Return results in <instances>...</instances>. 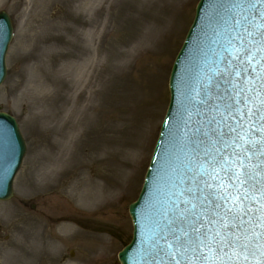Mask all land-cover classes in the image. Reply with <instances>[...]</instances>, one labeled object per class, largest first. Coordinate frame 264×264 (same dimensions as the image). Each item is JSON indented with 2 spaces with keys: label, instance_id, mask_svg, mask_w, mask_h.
<instances>
[{
  "label": "rangeland",
  "instance_id": "1",
  "mask_svg": "<svg viewBox=\"0 0 264 264\" xmlns=\"http://www.w3.org/2000/svg\"><path fill=\"white\" fill-rule=\"evenodd\" d=\"M199 1L174 0L165 7L158 0L148 5L150 13L138 14L134 0H91L88 9V0H0V12L14 26L0 111L17 120L27 148L14 196L0 202V264L14 257L12 264H120L118 255L133 232L129 206L142 189L170 102L172 66ZM156 27L164 28L158 44L124 67L132 46ZM86 80L91 99L84 102L86 95L78 93ZM95 90L102 91L101 99L92 96ZM84 105L100 109L87 113L89 129L74 151L81 164L54 189L25 193L27 185L38 184L42 159L57 151L68 114ZM102 136L114 154L91 162L89 153L99 156ZM112 160L118 165L111 166ZM80 169L103 177L114 191L113 204L90 213L67 197L63 190ZM65 224L76 234L62 230Z\"/></svg>",
  "mask_w": 264,
  "mask_h": 264
},
{
  "label": "snow or ice",
  "instance_id": "2",
  "mask_svg": "<svg viewBox=\"0 0 264 264\" xmlns=\"http://www.w3.org/2000/svg\"><path fill=\"white\" fill-rule=\"evenodd\" d=\"M257 5L264 0H231L230 11L261 22L244 27L221 57L215 87L223 103L214 127L194 142L198 163L180 192L184 207L160 236L170 264H264V8Z\"/></svg>",
  "mask_w": 264,
  "mask_h": 264
},
{
  "label": "water",
  "instance_id": "3",
  "mask_svg": "<svg viewBox=\"0 0 264 264\" xmlns=\"http://www.w3.org/2000/svg\"><path fill=\"white\" fill-rule=\"evenodd\" d=\"M212 4L213 0H201L199 3L194 24L173 67L170 80L171 103L143 190L139 200L130 206L135 227L134 238L119 255L121 264H170L168 258L159 252V245L163 244L160 236L165 232L160 226L163 223L160 218L161 215L167 218L166 222L174 219L184 207L181 201L186 197H181L180 192L188 187L186 179L190 174L189 169H194L198 163L194 142L202 138L203 131L214 127L209 121L216 115V107L223 103L217 98L209 117H205L201 111L195 112V109L194 112L190 111L181 84L184 77L194 78L201 84L209 79L214 70L220 14L215 10L207 13ZM12 39L10 17L2 12L0 86L7 75L6 55ZM224 68L225 64L222 70ZM174 117L184 129L173 127ZM186 130L194 132L193 139L184 138ZM25 153L26 146L16 121L0 113V201H8L13 197V181Z\"/></svg>",
  "mask_w": 264,
  "mask_h": 264
},
{
  "label": "bare ground",
  "instance_id": "4",
  "mask_svg": "<svg viewBox=\"0 0 264 264\" xmlns=\"http://www.w3.org/2000/svg\"><path fill=\"white\" fill-rule=\"evenodd\" d=\"M143 5H141L137 0H134L136 5V10L138 14H148L150 13V8L148 5L151 3L150 6L153 7L154 5H157L156 1L158 0H141ZM164 6H171V3L174 2V0H164ZM87 9L91 7V0H88L86 2ZM164 8V7H163ZM155 15V14H154ZM158 15V13H157ZM157 15H155L157 17ZM164 32V28L156 27L149 30L144 36L141 37V40L139 43H136L132 46L130 49L132 53L129 54L124 60V67H128L130 63L133 61V59H136L140 55H145L149 53L152 49V46H155L159 42V38ZM140 56V57H141ZM97 61L93 62L90 66L96 67ZM87 74H85V77H87ZM89 78V74H88ZM91 81L87 80L85 81L83 89L78 93L79 98H82L84 94L86 95V98L84 102L89 101L91 97H88L87 90L91 87ZM94 94V95H93ZM92 96H97L98 99L102 98V91L95 90L92 93ZM38 103H43V101H39ZM100 107H93L89 105H84L76 108L75 110L71 111L68 114L67 121L63 126H65L63 129L59 130L57 133V138L59 140V143L57 145V151L54 153H49L47 157L42 159V166L40 169L38 168L36 170V176L38 178V184L36 187H31L30 185H27L25 187V193L27 192H41L44 193L45 191H49L50 189H54L57 187V184L64 178L65 175H67L71 171V167L77 165H80L81 163L77 160V157L75 156V149L77 148L79 144V138L88 131V117L87 113L89 112H95L99 110ZM79 117L77 122H74V119H77ZM68 126V128H66ZM91 126V124H90ZM95 141V139H94ZM91 142V141H90ZM96 142V141H95ZM101 142L103 144L101 145V149H99V156H97V153H89L88 160L91 162H97L105 161L108 158V154L112 155L114 154V149L110 147V139L107 138V136H102ZM88 147V152L91 149V145ZM117 150L118 147L116 146ZM115 148V149H116ZM119 151V150H118ZM87 152V153H88ZM91 152V151H90ZM87 155V154H86ZM103 155L101 158L100 156ZM92 159L94 161H92ZM87 164V157H85ZM79 162V163H78ZM94 162V163H95ZM118 164L114 163L113 160L111 161V166H116ZM86 171L84 169H80L72 178L70 182L66 185V189L63 190V192L67 191V197H69L74 202H77L78 206L90 213H96L98 212L101 207L107 205V204H113L114 203V191L111 188H108L107 185L104 184L103 177H96V176H87L85 173ZM119 177L118 174L116 175V178ZM62 230H68L70 233L75 235V231L73 226L71 224H65L62 225ZM34 253V252H32ZM26 253L20 254L19 257H24ZM34 255L37 257L38 253H34ZM15 258V257H14ZM14 258H11L10 264H12L15 260ZM38 258V257H37Z\"/></svg>",
  "mask_w": 264,
  "mask_h": 264
}]
</instances>
